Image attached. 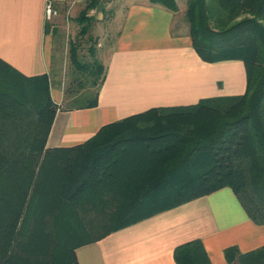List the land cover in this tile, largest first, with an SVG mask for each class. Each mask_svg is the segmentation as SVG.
<instances>
[{
	"label": "trees",
	"instance_id": "16d2710c",
	"mask_svg": "<svg viewBox=\"0 0 264 264\" xmlns=\"http://www.w3.org/2000/svg\"><path fill=\"white\" fill-rule=\"evenodd\" d=\"M150 2L177 9L176 0ZM98 4L85 0L76 18L81 37ZM184 17L203 61L243 62L244 93L149 109L73 146H46L60 109L49 75H22L0 59V264H78V246L135 222L143 207L160 206L147 200L165 195L170 208L229 187L264 224V0H186ZM79 46L70 44L75 84L63 92L66 110L95 106L105 78L94 43L91 61L79 58ZM224 253L230 264H245L235 246ZM253 255L264 264V248ZM174 258L210 264L200 240L177 247Z\"/></svg>",
	"mask_w": 264,
	"mask_h": 264
},
{
	"label": "crops",
	"instance_id": "0c3cea01",
	"mask_svg": "<svg viewBox=\"0 0 264 264\" xmlns=\"http://www.w3.org/2000/svg\"><path fill=\"white\" fill-rule=\"evenodd\" d=\"M47 1L57 12L50 20L44 13ZM72 2L0 0V59L22 75H49L53 36L66 13L75 9ZM176 2L173 11L150 0H99L88 11L92 21L87 34L97 37L91 39L96 58L105 66V78L95 106L57 111L47 147L81 144L101 127L149 109L244 93L243 62L203 61L191 44L186 0ZM113 29L111 45L99 43L100 36ZM50 94L55 103L63 100L58 85L50 86ZM168 196L147 200L146 205L160 206L143 207L133 216L135 222L78 246V264H177L175 249L194 240H200L210 264H230L224 250L231 246L247 256L245 264H259L253 253L264 248V224L248 217L229 187L164 208L174 201ZM151 210L157 212L144 217ZM94 217L87 213V218Z\"/></svg>",
	"mask_w": 264,
	"mask_h": 264
},
{
	"label": "rangeland",
	"instance_id": "374dc122",
	"mask_svg": "<svg viewBox=\"0 0 264 264\" xmlns=\"http://www.w3.org/2000/svg\"><path fill=\"white\" fill-rule=\"evenodd\" d=\"M84 3L85 2L83 0H76V1L73 0L72 5H74L73 7L75 8L74 9L75 11L73 10L69 13H66L65 17L62 18V23H61L62 27L58 28L57 32H55V35L53 36L54 50H53V58H52V63H51L52 67H51V71L49 74L50 86L58 85V87L63 92L68 86L75 84V81H73V76H75L74 66L70 58L71 42L74 41L80 44L78 48L79 58H81L84 61H91L92 59V56L89 52V48L93 42L92 40L90 41L87 38L88 34H86L84 37L80 36L79 34L80 24L76 20V15L78 13V10L84 7ZM91 13H94V11ZM109 32L110 34H107V36L105 37L100 36V39H99V43L104 42V44H106L105 46L107 47L111 45V43L113 42L112 40H114L115 38L112 32H116V31H114L113 29V30H109ZM92 38L93 39L97 38L95 37L94 33H92ZM63 108H64V101L62 100L60 102L59 110H62ZM178 124L175 126L173 125L172 126L169 125V126L171 128H177L178 126H180ZM177 182H174L175 183L174 186H176ZM168 184L169 183L165 184V187H167ZM110 197L111 195L109 196L108 200H110ZM101 217H104L102 213H101Z\"/></svg>",
	"mask_w": 264,
	"mask_h": 264
},
{
	"label": "built area",
	"instance_id": "2783aa9c",
	"mask_svg": "<svg viewBox=\"0 0 264 264\" xmlns=\"http://www.w3.org/2000/svg\"><path fill=\"white\" fill-rule=\"evenodd\" d=\"M44 13L47 20H50L52 16L56 15V9H54L51 1L46 2ZM57 104L60 105V103Z\"/></svg>",
	"mask_w": 264,
	"mask_h": 264
}]
</instances>
